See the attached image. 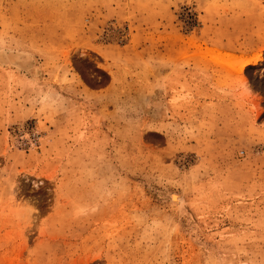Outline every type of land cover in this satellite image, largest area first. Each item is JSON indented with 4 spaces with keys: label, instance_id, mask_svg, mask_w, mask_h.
I'll use <instances>...</instances> for the list:
<instances>
[{
    "label": "rangeland",
    "instance_id": "obj_1",
    "mask_svg": "<svg viewBox=\"0 0 264 264\" xmlns=\"http://www.w3.org/2000/svg\"><path fill=\"white\" fill-rule=\"evenodd\" d=\"M0 264H264V0H0Z\"/></svg>",
    "mask_w": 264,
    "mask_h": 264
},
{
    "label": "bare ground",
    "instance_id": "obj_2",
    "mask_svg": "<svg viewBox=\"0 0 264 264\" xmlns=\"http://www.w3.org/2000/svg\"><path fill=\"white\" fill-rule=\"evenodd\" d=\"M6 58H7L8 61H14V62H17V61H18L17 64L19 63L22 67L29 65V64H30L29 62H31V61L28 60V58L19 59V57H16V56H13V55H10V56L8 55V56H6ZM22 58H23V57H22ZM7 60H6V61H7ZM30 60H31V59H30ZM8 61H7V62H8ZM8 63H9V62H8ZM8 63H7V64H8ZM33 63H34V62H33ZM5 65H6V64H5ZM30 65H31V64H30ZM33 65H34V64H33ZM31 68L33 69V67H31ZM32 69H31V70H32ZM32 78H33V77H32ZM173 199H174L175 202H178V201L180 200L177 196H174ZM179 202H180V201H179Z\"/></svg>",
    "mask_w": 264,
    "mask_h": 264
}]
</instances>
